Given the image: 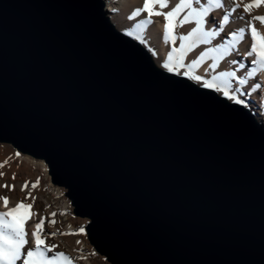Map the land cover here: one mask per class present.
Listing matches in <instances>:
<instances>
[{
    "label": "water",
    "instance_id": "water-1",
    "mask_svg": "<svg viewBox=\"0 0 264 264\" xmlns=\"http://www.w3.org/2000/svg\"><path fill=\"white\" fill-rule=\"evenodd\" d=\"M75 1L0 0V142L112 264H264V125Z\"/></svg>",
    "mask_w": 264,
    "mask_h": 264
},
{
    "label": "snow or ice",
    "instance_id": "snow-or-ice-1",
    "mask_svg": "<svg viewBox=\"0 0 264 264\" xmlns=\"http://www.w3.org/2000/svg\"><path fill=\"white\" fill-rule=\"evenodd\" d=\"M170 3L172 4L170 10L162 11L169 8ZM226 5H230V7L226 8ZM262 5H264V0H252L251 3L243 4V11L250 14V17L245 21V27L233 31L227 26L232 22V13L241 8V2H237V0H204V2L202 0H178V2L176 0H144L143 7L136 8L129 18L136 19L143 13L148 14L147 18L135 24L133 31H129L127 34L129 36L135 34L136 39L144 43L147 38V29L154 23L152 17L163 16L166 21L163 34L164 41L166 43L170 41L172 45L176 44L177 39L180 41L179 46L172 47L168 53L167 62L163 64V67L169 72L187 69L182 73L177 71V74L189 77L201 84L202 87L222 93L229 100L239 104L242 101L235 94L238 89H233V80L237 79L236 71L217 72V69L221 62L237 50V45L245 40L247 33L250 35L252 43L246 55L252 58L251 63L255 65L248 76H256L257 73L264 74V15H251L254 9H259ZM157 6L160 10H155ZM217 10L224 11L219 19L212 15ZM181 14H183L182 17ZM210 16L212 17L211 24L208 21ZM185 25L193 26L187 31V34L177 36L175 29ZM226 32L231 38L225 42L214 44V41ZM197 49L200 50L196 51ZM194 52L195 57L186 64V57ZM208 61L211 63H207ZM206 63L207 67L204 71L208 76L207 79L203 75L195 74V70ZM239 67L243 69L245 65L241 63ZM238 83L244 85L248 83V80L247 78L239 79ZM256 87L259 88L260 85L257 84ZM19 155L16 153L17 157ZM6 163L7 161L0 164V168H3ZM2 175L3 172H0V176ZM12 178L14 180L15 175ZM30 184L32 189H37L40 180L25 181L21 191H26ZM3 187L14 190L15 186L4 184ZM29 199L33 202L36 199L30 191L14 207L8 211L0 212V264H18V262L19 264H74V258L63 251H56L58 245L46 242L49 235H57V232H44V223L47 218L40 217L35 223L36 230L29 232L28 227H26L27 222L38 215L32 210L33 203L27 202ZM0 201L3 202L5 208H8L10 201L7 196H0ZM55 216V212L51 213L52 219L49 221L51 225L57 223L54 219ZM83 233L84 229L81 228L78 232L60 234L79 235ZM30 236L34 238L31 244ZM77 243L81 242L77 241ZM50 253L55 254L49 255Z\"/></svg>",
    "mask_w": 264,
    "mask_h": 264
},
{
    "label": "bare ground",
    "instance_id": "bare-ground-1",
    "mask_svg": "<svg viewBox=\"0 0 264 264\" xmlns=\"http://www.w3.org/2000/svg\"><path fill=\"white\" fill-rule=\"evenodd\" d=\"M74 4L77 6V2L72 0ZM105 3V8L108 12V16L111 22L115 25V27L121 31H125L128 33L129 31H133L135 24L139 23L141 20L147 18V13H143L140 17H137L133 21L127 22L124 26H120L119 22L121 20L127 19L136 8H142L144 4V0H103ZM178 2V0H176ZM204 2V0H202ZM237 2H241V8L237 9L235 13H232V22L227 26L228 29L233 31H238L240 28L245 27V21L250 17V14L245 13L243 11V4L251 3L252 0H237ZM172 7L170 3L169 8L163 9L162 11L167 12ZM230 5H226V8H229ZM155 10H160L157 6ZM224 14L223 10H217L212 15L217 19L222 17ZM183 14H181L182 17ZM251 15H264V5L259 9H254ZM243 17V19H241ZM154 23L149 26L147 29V38L144 43H141L140 40L135 39L136 35L134 34L131 37L135 41L139 42L144 48H146L152 55L155 63L162 69L168 71L163 67V64L167 62V55L171 51L172 47L179 46V39L175 45H172L171 42H165L163 39L164 34V26L165 19L163 16H153L152 17ZM209 24L212 23V17L208 18ZM258 23V22H257ZM193 25H185L184 27H177L175 29V34L177 36L187 34V31ZM230 35L222 34L221 37H218L217 40L214 41V44H219L225 42L227 39H230ZM252 43L250 35L246 33L245 40L237 45V50L234 51L231 55H229L225 61L221 62L220 67L217 69L219 71H236L237 79L233 80V89H238L235 91V94L242 103L239 105L243 106L247 110H249L257 119L258 122L264 125V74L257 73L256 76L249 77L248 73L251 72L252 68L255 67L251 63V57H247L246 53L250 50V45ZM156 44L159 50L153 54L148 48ZM207 47V46H202ZM197 49L196 51H199ZM195 57V52L190 53L186 59L185 63H189ZM235 61V63H233ZM207 63H211L208 61ZM207 63L203 66L199 67L195 70V74L205 76V79L208 76L205 74V68L207 67ZM243 63L245 67L241 69L239 64ZM177 71L184 72L187 69H179L175 70L171 73L177 74ZM169 72V71H168ZM215 74V73H213ZM178 75V74H177ZM179 76L185 77L191 80L193 83L202 87L201 84L196 81L186 77L182 74ZM247 78L248 83L244 85H240L238 83L239 79ZM259 84L260 87L257 88L256 85ZM213 90V89H210ZM215 91V90H213ZM216 92V91H215ZM221 97L227 99L232 103H236L235 101L229 100L222 93L216 92ZM6 143V142H5ZM16 153L20 155L17 157ZM7 161L3 168H0V172H3V175L0 176V196H7L9 198V206L5 208L3 202L0 201V212L8 211L11 207H14L17 203L23 200L27 196V192H32L33 196L36 197L33 202L29 199L28 203H33V211L38 213V215L27 222L26 227H28L29 232L35 231V223L38 222L40 217H45L44 223V232L51 233L57 232L56 236H48L47 243L56 244L59 247L56 251H63L67 255L74 258V264H109L107 262L102 261V259L96 255L92 244L87 241L85 234V230L83 234L79 235H68L70 238L76 240L73 243L65 240L63 238L64 235L60 233H71L78 232L79 229L83 228V225L86 223V219H79L74 217V210L71 203L67 200L62 201L56 207H50L51 203L48 200L47 196L51 195L54 198L64 197L65 190L53 183L51 174L49 173L48 165L44 162V160L36 159L28 154H23L16 150L12 144H0V164ZM13 175H15V179L13 180ZM30 177H36L40 180L39 187L37 189H32L31 184L26 191H21V187L25 181L31 182ZM34 180L33 182H35ZM4 184H8L9 186L14 185V190H10V188L3 187ZM67 197V195H66ZM65 199V198H64ZM50 207L49 211H46L47 208ZM55 212L56 216L54 219L58 222V219L63 216L67 221V228L61 230L59 227H55L49 223L52 219L51 213ZM59 223V222H58ZM58 226V225H57ZM30 244L34 241V238L29 237ZM80 241L81 243H77ZM55 253H50L49 255H54ZM103 256V255H102ZM83 257V258H81ZM19 264V262H18ZM112 264V263H111Z\"/></svg>",
    "mask_w": 264,
    "mask_h": 264
},
{
    "label": "rangeland",
    "instance_id": "rangeland-1",
    "mask_svg": "<svg viewBox=\"0 0 264 264\" xmlns=\"http://www.w3.org/2000/svg\"><path fill=\"white\" fill-rule=\"evenodd\" d=\"M131 16V15H130ZM129 16V17H130ZM127 18V19H123V20H121L120 22H119V25L120 26H124L127 22H129V21H133L134 19H130V18ZM122 32H124V33H126L125 31H123V30H121ZM127 34V33H126ZM132 37H134V36H132ZM135 38V37H134ZM136 39V38H135ZM153 54H155L158 50H159V48H158V46L156 45V44H154L153 46H151V47H149L148 48ZM9 144V143H5V142H0V144ZM11 145V144H10ZM13 146V145H12ZM14 147V146H13ZM15 148V147H14ZM16 149V148H15ZM17 150V149H16ZM45 162V161H44ZM38 178H36V177H30V181L31 182H33L34 180H37ZM61 188H63L64 190H65V192H64V197H57V198H54L53 196H51V195H49V196H47V198H48V200L50 201V203H51V205H50V207H56L59 203H61L62 201H64V200H67L69 203H71V201L69 200V198L68 197H66V193H67V189H65L64 187H61ZM65 198V199H64ZM72 205V204H71ZM50 207L49 208H47L46 209V211H49L50 210ZM73 210H74V208H73ZM74 217L75 218H79V219H86V218H82V217H77L76 215H75V213H74ZM87 221H86V223L83 225V227H84V230H85V236H86V239H87V241H89V239H88V236H87V232H86V227H87V225H88V223H89V219H86ZM67 220L65 219V218H63V216H61L59 219H58V222L55 224V225H53V226H55V227H59L61 230H64V229H66L67 228V222H66ZM58 225V226H57ZM63 238L65 239V240H68L69 242H71V243H73V241H75L76 242V240H74V239H72V238H70L68 235H64L63 236ZM92 247H93V245H92ZM94 248V247H93ZM94 251H95V253H96V255L97 256H99L101 259H102V261H104V262H107V263H109V264H111L108 260H106L105 259V257L104 256H102V255H100L96 250H95V248H94Z\"/></svg>",
    "mask_w": 264,
    "mask_h": 264
}]
</instances>
